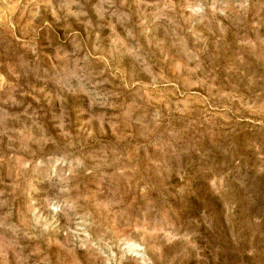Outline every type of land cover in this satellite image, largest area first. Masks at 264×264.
<instances>
[{"label":"rangeland","instance_id":"obj_1","mask_svg":"<svg viewBox=\"0 0 264 264\" xmlns=\"http://www.w3.org/2000/svg\"><path fill=\"white\" fill-rule=\"evenodd\" d=\"M0 264H264V0H0Z\"/></svg>","mask_w":264,"mask_h":264}]
</instances>
